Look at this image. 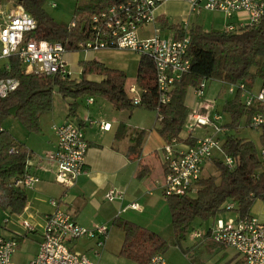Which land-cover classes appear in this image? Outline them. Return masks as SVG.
Listing matches in <instances>:
<instances>
[{
	"label": "built area",
	"instance_id": "built-area-1",
	"mask_svg": "<svg viewBox=\"0 0 264 264\" xmlns=\"http://www.w3.org/2000/svg\"><path fill=\"white\" fill-rule=\"evenodd\" d=\"M192 13L201 14L202 10L223 13L226 19L237 18L236 24L226 26V33H234L246 27L258 26L264 20V0H184ZM12 7L6 11L0 4V61H5L3 73L12 70L10 61L17 60L26 74L46 77H58L76 81L74 72L66 60L69 51L62 42H51L33 36L37 30L36 20L23 6L12 1ZM159 0H122L106 10L73 20L70 27L85 36L77 51L85 53L102 50H128L142 57L149 58L154 65L155 82L158 88L156 111L172 98L175 85L189 73L191 61L188 57L190 45L189 22H183L181 28L187 33L183 39H166L160 29H155L150 37L143 36L142 30L155 25L158 20ZM56 4H52L55 8ZM20 87V80L0 77V98L5 99ZM207 81L195 88V95L202 102L195 112H190L185 127L192 143L173 139L162 149L164 180L161 183L163 195L170 197L195 198L199 183L204 178L203 168L219 154L231 169L236 162L223 152V141L230 129L226 124H219V114L213 116V104L204 101ZM134 105H141L143 91L135 85L126 90ZM230 92L243 94L246 99L243 106L251 111L249 128L255 131L264 129V83L255 95L243 84L232 85ZM93 102V99H90ZM160 116V115H159ZM210 129L203 136L193 137L197 129ZM57 136L56 149L46 153L41 164L50 168L55 181L65 189L75 185L86 174V158L89 144L84 130L74 119L54 126ZM264 159V149L261 150ZM29 166V164H28ZM40 178L28 172L15 182V186L24 190L34 188ZM67 195L65 194V197ZM105 198L109 202L124 199V192L110 190ZM64 199L51 200L53 211L46 216L39 242V251L34 259L26 264H97L107 248L110 227L106 224L92 228L81 226L73 215L62 208ZM128 210L141 211L140 204L133 202L120 214ZM225 211L237 212V205L229 202ZM22 225L28 234L36 229L28 222ZM196 237H201L198 233ZM209 237L215 244L235 250L244 264H264V223L258 218L240 215L228 221H218L210 230ZM81 240L90 243L88 251L78 252ZM18 241L0 237V264H17L14 257ZM90 252L92 255H90ZM93 256V257H92ZM148 264H169L164 254H157Z\"/></svg>",
	"mask_w": 264,
	"mask_h": 264
},
{
	"label": "trees",
	"instance_id": "trees-1",
	"mask_svg": "<svg viewBox=\"0 0 264 264\" xmlns=\"http://www.w3.org/2000/svg\"><path fill=\"white\" fill-rule=\"evenodd\" d=\"M21 5L36 20L37 30L33 34L37 39L62 42L69 52L77 51L85 36L79 27L57 23L46 11V0H9ZM122 0H94L76 8L74 20L84 16L98 14ZM2 0H0V4ZM175 39L186 36L181 26L172 27ZM190 45L188 57L191 68L188 74L175 85L171 101L162 107L159 115L162 119L160 135L165 142L173 139L192 143L190 138H182L190 110L186 105L188 90L200 86L203 81H219L229 85L243 84L252 90L256 79L264 82V20L254 27H246L234 33L206 32L195 25L189 30ZM12 70L0 73V77L20 80V87L5 99L0 98V208L10 209L12 213L21 214L27 203L24 189L15 186V182L24 177L33 153L24 144L18 143L13 135L3 128L4 122L12 118L23 129L32 134L41 132V116L54 109V96L59 94L64 99H71L70 115H75L78 101L85 97H100L108 100L118 111L133 112L138 107L156 110L158 88L155 82L153 62L142 57L137 82L142 94L141 105H134L125 90L126 73L108 68L96 61H85L84 78L81 82L63 80L58 77H46L26 74L17 60L10 61ZM101 75L106 79L100 83L90 81L87 75ZM241 94L237 92L233 102L226 110L231 114L229 124L231 131L238 130L240 120L251 119V111L240 102ZM145 131L136 139L131 155H141L140 149ZM258 146L250 140L239 139L227 134L223 141V152L236 162L235 168L228 167L221 157L212 160L219 173L218 177L202 179L195 198H166L171 215L172 226L178 244L186 240L193 223L197 220L207 221L215 218L225 209L229 202L237 205V214L245 217L250 214L256 201L264 202V129L260 131ZM147 165H140L139 178L148 174ZM114 226L125 234L119 255L137 264H148L157 254H166L169 242L161 235L139 226L138 224L117 218Z\"/></svg>",
	"mask_w": 264,
	"mask_h": 264
},
{
	"label": "crops",
	"instance_id": "crops-1",
	"mask_svg": "<svg viewBox=\"0 0 264 264\" xmlns=\"http://www.w3.org/2000/svg\"><path fill=\"white\" fill-rule=\"evenodd\" d=\"M209 12L214 13L216 16V22L211 25V30H207L204 24L194 22V13L192 14L190 6L184 0H159L157 23L144 28L142 34L150 37L154 34L155 29H160L161 36L167 34L166 37L162 36L163 38L175 39V32L172 31V27L175 25L182 26L183 22L181 20L186 17L189 22V30L198 25L206 32H225L227 25L231 23L237 25L239 22L237 18L226 19L223 13ZM173 20H176L177 23L173 24ZM151 27H153V33L150 32L151 35H149L148 28ZM92 60L98 61L95 58L86 61ZM82 62L85 61L80 63ZM4 65L0 67V70L4 68ZM110 68L113 69V67ZM115 69L127 72V74L129 70L123 65H119ZM105 79V76L94 75L92 80H88L100 83ZM219 83L221 90L228 88L229 93L234 94L230 92L232 85ZM56 97L61 98V100L56 102ZM215 97L211 91L209 98ZM90 99H93V102H90ZM72 103L73 100L64 99L61 95L55 94L54 109L51 113L41 116V132L38 134L23 130L24 132H21L20 135H15L17 132V127H14L15 122H11L12 127L10 130L5 128L6 126L3 124V128L9 131L18 143L24 144L32 151L33 156L29 162L28 172L40 178V182L34 188L25 190L28 200L21 214L12 213L10 209H7L8 220L5 219L3 231L7 236L0 235V237L8 239H26L36 246V252L32 258L21 263L15 261L17 264H26L36 257L46 216L53 211L50 202L61 198L64 199L62 208L69 211L81 226L87 228L101 224L108 226L112 224L114 226V221L120 218L154 231L165 239L159 228L151 224L154 218L149 215L153 211L156 212L161 206L162 208L165 207L166 204L161 187L164 180V167L162 154L158 150L162 147L160 141H163L164 146L167 142L161 136H156V134L159 135L162 121L159 114L157 113L154 128L156 132L150 133L147 139L146 135L143 136L141 146L137 147V149H140L141 155L139 158H135L136 154L131 155V149L132 146H136V139L141 136V132L145 131L147 133L145 121L133 122L132 113L116 110L104 98L85 97L79 100L75 115L69 113V107ZM206 104L204 102V105ZM228 104L225 105V108L229 106ZM69 119L76 120L84 130L89 149L86 158V174L80 177L75 185L65 189L55 181L54 172L41 164L40 161L46 153L56 149L57 136L53 127L62 125ZM181 136L184 139L188 137V135L183 136L182 134ZM142 164L149 167L147 168L148 174L144 178H139L138 172ZM110 190L124 192V199L115 202L107 201L105 195ZM133 202L140 204L141 211L128 210L120 214L123 209ZM147 214L150 217H147ZM250 215L264 223V202L256 201L251 208ZM237 216V212L223 210L215 218L207 221L197 219L187 235V251L190 250L194 253L201 249L208 251L209 254L211 253L209 264H244L243 259L235 250L215 244L209 237L210 230L218 221H228L237 218ZM23 221H28L36 229V232L28 234L27 229L22 225ZM198 233L201 235L199 238L195 236ZM110 238L111 233L108 244ZM88 249L89 245L87 248L85 247V251H88ZM106 251L107 248L102 257L105 256ZM90 255H92L91 252ZM192 258V260H196L197 257L193 255Z\"/></svg>",
	"mask_w": 264,
	"mask_h": 264
},
{
	"label": "rangeland",
	"instance_id": "rangeland-1",
	"mask_svg": "<svg viewBox=\"0 0 264 264\" xmlns=\"http://www.w3.org/2000/svg\"><path fill=\"white\" fill-rule=\"evenodd\" d=\"M94 0H46V11L48 14L59 24H65L70 25V23L74 20L75 11L77 8V5H85L87 3H90ZM12 2L9 0H2V7L3 10L6 11L12 7ZM52 4H56V8H52ZM202 14L198 15L197 13H194V22H197L198 24H204L206 25L207 30H211V25L216 22V16L214 13H211L206 10H202ZM193 14V13H192ZM188 20V18H183L181 22H184ZM173 24L177 23L176 20L172 21ZM149 35L153 33V27L148 28ZM151 32V33H150ZM162 36H167L165 33ZM1 49V45H0ZM97 59L98 62L106 65L108 68L113 67V69L117 68L119 65L126 66L128 68V74L126 72L127 76V84L126 86H138L137 82V75H138V66L140 64V61L142 59V56L128 50H102L97 52H89L85 53L83 51H75V52H69L66 55V60L69 64L70 69L74 72V79H76L77 82H81L84 78L83 74V67L81 65V61H86L87 59ZM5 64V61H0V67H2ZM94 74H89L86 76L87 79H93ZM263 80L258 78L256 79V82L254 84V87L252 88V92L257 95L261 86H262ZM125 86V90H127V87ZM221 90V85L219 81H207V87L205 89V97L204 101L210 102L213 104V116L216 114H219L221 116V122H218L219 124H229L231 120V114L226 110L225 105L227 103H231L235 99V94H230L229 89L226 88ZM213 92L216 96L215 98H209L210 92ZM241 94V93H240ZM243 94H241L242 96ZM100 98V97H97ZM57 100H61V98L56 97ZM186 104L189 107L190 112H195L200 105H202V100L197 98L195 95V88L191 87L186 95ZM246 99L243 97L240 98L241 104L245 103ZM204 104V103H203ZM133 115V122H141L145 121L147 125V133H146V139L147 136L152 133L156 132L154 130L155 123H156V117H157V111L156 110H148L143 107L136 108L133 112H130ZM144 117V118H143ZM14 123V127H17V132L15 135L19 134L21 132H24L23 127L18 121H15L12 118L7 119L4 122V126L7 129H11L12 123ZM207 131L211 132L210 129H197L193 132V137H200L203 136ZM158 133V132H157ZM156 134V133H155ZM156 134V136H161L160 131ZM189 134V130L187 127L184 128L182 135L187 136ZM229 134L244 140H250L256 143L258 146H260L259 143V136L260 131H255L249 128L247 125V117L243 116L240 120L239 128L238 130H234L229 132ZM17 138V137H16ZM162 146L159 148L158 152L161 153L162 149L164 148L163 141L159 142ZM155 153V152H154ZM218 157H221L219 154H217ZM218 177L219 173L216 170L215 166L212 163V160L207 163L203 168V177L204 179L209 177ZM3 192L0 189V195ZM164 196V195H163ZM166 199V197L164 196ZM165 207L158 208V210L155 212H151L154 220L151 221V224H154L157 228H159L160 233L165 237V239L169 242V249L167 253L165 254L169 264H209L210 261V254L208 251H205L204 249L199 250L197 253L192 252L190 250L187 251L188 244H186V240L182 241L181 244L177 243L175 233L172 226V215L171 211L167 202V199L165 200ZM7 211V212H6ZM8 210L0 208V235H5L4 228H5V221L8 220ZM10 215V214H9ZM148 214L147 217H150ZM6 219V220H5ZM150 219V218H149ZM194 224V223H193ZM202 226L201 224L199 225ZM110 230H111V238L109 241V244L107 245V251L105 252V256H103L100 260L95 259L93 256V260L96 261L97 264H137L125 257H121L119 255L120 249L123 245L124 240V234L122 230L118 229L117 227L113 226L112 224H109ZM188 235V234H187ZM17 239V238H16ZM187 239V237H186ZM18 241V248H17V254L15 256V261L21 263L28 261L36 252V246L28 242L26 239H17ZM90 245L88 241L81 240L78 244V247L76 248L78 252L85 251V247ZM193 255H195L196 260H192Z\"/></svg>",
	"mask_w": 264,
	"mask_h": 264
}]
</instances>
